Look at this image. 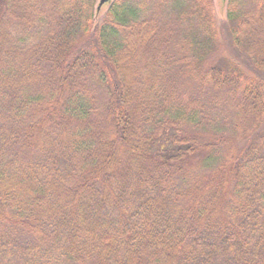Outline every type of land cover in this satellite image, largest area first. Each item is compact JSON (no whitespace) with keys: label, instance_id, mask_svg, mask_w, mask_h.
<instances>
[{"label":"trees","instance_id":"16d2710c","mask_svg":"<svg viewBox=\"0 0 264 264\" xmlns=\"http://www.w3.org/2000/svg\"><path fill=\"white\" fill-rule=\"evenodd\" d=\"M98 2L0 0V264H264V0L252 73L214 0Z\"/></svg>","mask_w":264,"mask_h":264},{"label":"rangeland","instance_id":"374dc122","mask_svg":"<svg viewBox=\"0 0 264 264\" xmlns=\"http://www.w3.org/2000/svg\"><path fill=\"white\" fill-rule=\"evenodd\" d=\"M224 1L225 0H214V7H213V14L218 32V41L223 46L221 50L222 61L226 59L231 60L233 62L238 63V65L242 70L251 72L247 67L244 66L245 64L244 65L241 64L244 63V61L240 58L235 57L233 54L234 52L230 48L228 34H227L228 24L226 22V17H225Z\"/></svg>","mask_w":264,"mask_h":264},{"label":"water","instance_id":"95a60500","mask_svg":"<svg viewBox=\"0 0 264 264\" xmlns=\"http://www.w3.org/2000/svg\"><path fill=\"white\" fill-rule=\"evenodd\" d=\"M112 0H99L98 5L96 7V11L98 12L103 5L111 3Z\"/></svg>","mask_w":264,"mask_h":264}]
</instances>
